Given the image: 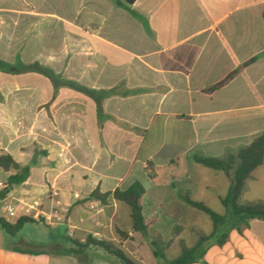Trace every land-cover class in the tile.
I'll list each match as a JSON object with an SVG mask.
<instances>
[{"label":"crops","instance_id":"0c3cea01","mask_svg":"<svg viewBox=\"0 0 264 264\" xmlns=\"http://www.w3.org/2000/svg\"><path fill=\"white\" fill-rule=\"evenodd\" d=\"M41 1L54 9L53 45L38 58L41 65L61 80L112 94L102 101L100 119L92 98L67 87L55 93L50 82L51 104L38 110L37 137L48 164L35 178L31 169V177L13 188L23 211L6 219L28 216L37 223L25 229L44 224L65 232L43 238L36 228V237L10 241L0 231V264H121L99 248L78 256L54 253L89 235L130 245L136 264H164L151 242L165 250L181 241L191 245V229H201L198 210L185 197L205 203L213 194L220 201L231 186L228 174L192 158L237 154L264 132V0ZM0 13L30 16L19 8ZM234 71L227 84L210 90ZM26 141L6 134L0 153L24 166ZM253 180L254 174L246 191ZM136 182L145 190L146 238L132 231L126 204L90 199L95 190L112 193ZM255 221L243 234L231 231L224 246L209 247L205 261L264 264V236L254 230Z\"/></svg>","mask_w":264,"mask_h":264},{"label":"trees","instance_id":"16d2710c","mask_svg":"<svg viewBox=\"0 0 264 264\" xmlns=\"http://www.w3.org/2000/svg\"><path fill=\"white\" fill-rule=\"evenodd\" d=\"M128 6L133 5L137 0H123ZM264 16V13H263ZM254 58L251 61H254ZM0 70L10 73H38L50 80L55 93L60 87H67L79 91L92 98L97 105L98 116L104 118L102 101L112 92H98L75 82L61 80V77L55 72L40 63L36 62L30 65L19 64L11 65L0 61ZM238 71L232 72L222 82L211 87L210 90L218 89L234 78ZM192 160L208 169L218 172H224L231 178V186L227 195L220 198L221 204L225 207V214L221 215L214 212L209 206L203 202L192 200L189 196L185 197V202L192 208L201 211L209 216L214 230L206 233L202 229L193 228L190 231L191 245H187L184 241L179 243L180 253L173 259H168L159 246L151 242L149 245L156 258L162 259L164 264H209L205 261V254L211 246H224L228 240L231 231H237L239 234L250 227L253 220L264 221V200L263 201H243V196L247 189V183L252 178L253 172L264 164V132L257 137L250 145L240 149L237 154H231L223 159L213 157L194 156ZM0 169L6 173H10L7 179V186L13 187L24 184L29 177V170L17 162L9 153H0ZM145 190L143 186L136 182L125 190L116 189L112 193L101 194L99 190H95L90 199H96L100 202H106L111 197L116 201L126 204L130 209L131 228L133 232L140 233L143 237H147V227L142 213L140 200ZM29 223H37V221L28 216H20L15 222H10L4 216L0 215V230L9 237L16 236L21 229ZM121 240H126L128 234L124 231H118ZM75 248L57 250V255H75L83 253L88 248H99L107 254L117 258L121 264H136L121 248L120 244L104 239H96L89 235L85 242L73 240ZM15 251L29 254H39L30 250L16 249ZM83 264V263H81Z\"/></svg>","mask_w":264,"mask_h":264},{"label":"rangeland","instance_id":"374dc122","mask_svg":"<svg viewBox=\"0 0 264 264\" xmlns=\"http://www.w3.org/2000/svg\"><path fill=\"white\" fill-rule=\"evenodd\" d=\"M0 8H19L25 14L30 15L27 17L21 13H0V61L11 65L40 63L38 58L42 59L43 56L47 55L46 52L53 45V5L44 4L41 0H0ZM51 92L50 81L41 74L33 72L13 74L0 70V139L6 134L22 135L23 138L27 139L26 142L29 145L26 147L28 151L24 157V166L29 170V177H31L32 169V178L37 177V172L41 171L39 168L48 164L40 157L42 156L40 155L41 150L37 145L38 110L43 107L49 108ZM165 152L163 151L162 154ZM253 174L256 180L250 182L243 200L263 201L264 165L257 168ZM7 179V174L0 169V181L6 182ZM14 194L11 192L6 202L0 206L1 214L5 215L2 207L7 203L14 206L17 215L23 211L20 203L12 199ZM204 202L214 212L221 215L225 214V207L213 194H210ZM196 212L199 216L196 225L206 233H211L214 226L209 216L201 211ZM16 217L11 219L14 220ZM169 218L178 220L183 216L182 214H169ZM178 224L181 225L182 221H178ZM36 228H40V235L43 238L57 237L65 232V228L52 230L44 224H41L40 227L28 225L26 229L22 228L16 236H8L9 240L20 241L28 234H34L36 237L38 233ZM254 230L264 236V221H255ZM8 243L9 241L6 242L7 245ZM159 246L164 247L162 244ZM122 249L127 256L129 253H133L130 245ZM162 250L168 258L172 259L178 255L180 248L170 245L167 246L166 250L164 248Z\"/></svg>","mask_w":264,"mask_h":264},{"label":"built area","instance_id":"2783aa9c","mask_svg":"<svg viewBox=\"0 0 264 264\" xmlns=\"http://www.w3.org/2000/svg\"><path fill=\"white\" fill-rule=\"evenodd\" d=\"M6 186L3 183H0V188H5ZM2 210L5 214V218L16 217V210L11 203H7L2 207Z\"/></svg>","mask_w":264,"mask_h":264},{"label":"water","instance_id":"95a60500","mask_svg":"<svg viewBox=\"0 0 264 264\" xmlns=\"http://www.w3.org/2000/svg\"><path fill=\"white\" fill-rule=\"evenodd\" d=\"M13 188V186L9 185L0 190V201H4L6 199L7 194L10 193Z\"/></svg>","mask_w":264,"mask_h":264}]
</instances>
